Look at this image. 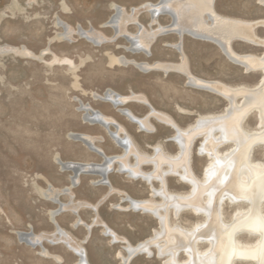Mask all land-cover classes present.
Masks as SVG:
<instances>
[{"label":"rangeland","instance_id":"obj_1","mask_svg":"<svg viewBox=\"0 0 264 264\" xmlns=\"http://www.w3.org/2000/svg\"><path fill=\"white\" fill-rule=\"evenodd\" d=\"M259 1L217 0L215 8L221 15L231 18L264 20V5ZM146 2L157 0H0V264H76L77 256L64 245L45 243L52 255L62 258L59 261L45 257L39 253V248L25 244L18 232L52 234L56 231L51 212L58 205L44 192L50 186L56 189L68 187L71 175L62 171L58 157L66 162H102V158L85 144L72 139V134L103 136L105 141L98 145L108 155L122 153L102 127L84 121L81 102L116 119L133 137L138 148L148 154H153V147L159 144L169 154L178 151L176 144L168 140L174 134L172 128L151 118L155 131L141 132L112 105L98 101L96 94L103 95L113 90L123 96L132 93L144 95L158 111L172 117L183 128L201 115L222 112L227 105L224 99L214 94L189 87L186 77L177 72H145L116 61L125 56L140 62L179 63L180 54L166 45L176 43V35L158 37L152 46V56L148 58L131 52L130 43L122 37L100 45L78 33L70 39L60 24L63 21L76 30L94 27L112 38L114 30L104 27V24L115 14L116 5L130 11ZM139 20L145 26L150 25L147 13L140 14ZM169 22L166 16L160 18L162 25ZM127 29L132 34L138 32L135 25ZM256 32L264 38L263 27ZM232 46L239 53L260 55L263 52L262 48L240 41H234ZM184 50L190 70L198 77L234 87H253L260 80V72L245 73L209 42L186 37ZM125 107L138 117L146 116L149 111L147 106L134 101ZM256 124V118L251 116L246 126L251 130L256 128ZM200 142L198 140L194 146L193 168L202 177L208 161L197 154ZM255 158L264 160V151L257 149ZM143 169L151 171L153 166L144 165ZM110 178L116 186L128 189L136 198H152L150 187L143 181L117 173ZM97 179L98 176H82V185L73 189L76 201L96 200L102 191L108 190L105 186H93ZM168 183L174 192L189 191V187L176 178L170 177ZM60 199L66 203L69 196L61 195ZM155 200L159 201L158 198ZM120 202L121 196L113 194L103 203V211L112 209L106 212L111 227L133 244L149 238L158 227L157 220L148 214L118 210L115 205ZM234 210L235 207L226 206L227 220L231 219ZM83 215V220L90 223L94 212L83 209ZM56 219L73 238L81 239L87 234L82 225L73 228L77 217L72 212L60 213ZM199 219L190 212H184L179 221L190 227ZM94 230L98 233L102 228ZM106 243L108 246L103 242L99 244L98 253L92 256L94 261L97 264H121L118 253L125 254L123 245L112 244L109 238ZM130 264L163 263L157 257L140 255Z\"/></svg>","mask_w":264,"mask_h":264},{"label":"bare ground","instance_id":"obj_2","mask_svg":"<svg viewBox=\"0 0 264 264\" xmlns=\"http://www.w3.org/2000/svg\"><path fill=\"white\" fill-rule=\"evenodd\" d=\"M216 1L157 0L133 7L130 11L116 5L115 14L104 24V27L114 30L112 38L94 27L88 30L79 27L76 30L60 21L70 39L73 34L78 33L88 41L100 45L122 37L130 43L131 52L144 54L148 58L152 56V46L158 37L176 35L178 41L166 45L180 54L179 63L140 62L125 56L117 58L116 61L126 66L133 65L145 72H177L186 77L189 87L214 94L224 99L227 105L222 112L201 115L194 123L183 128L172 117L158 111L144 95L132 93L130 96H123L113 90L103 95L96 94L98 101L112 105L141 132L155 131L151 118L172 128L174 134L168 140L176 144L178 151L169 154L159 144L153 147V154H148L138 148L133 137L116 119L90 104L81 102L80 110L84 108L81 111L85 119H89L86 122L102 127L114 144L122 149V153L107 155L98 145L105 141L103 136L72 134L73 138L81 137L89 142L96 151L85 145L100 156L102 162H66L57 158L62 171L70 172L71 175L68 187L56 189L50 186L44 192L58 205L51 212L56 231L52 234L18 232L20 239L26 240L23 241L25 244L34 249L39 248L41 255L54 257L59 261L62 258L52 255L45 243L62 244L77 256L76 264H90L84 244L88 240L91 227L102 225L106 235L111 237V242L123 243L125 254L121 251L118 253L121 264H130L140 255L157 257L163 264H264V160L255 158L257 149L264 151V38L256 32L259 27L264 28V20L246 21L221 15L216 11ZM259 2L264 5V0ZM142 13L150 16L149 26L140 22L139 16ZM162 16L170 19L169 24L160 23ZM130 25L137 27L136 34L128 31L127 27ZM186 37L217 46L229 61L241 67L245 73L260 72V80L253 87H234L194 75L184 50ZM234 41L262 48L263 52L260 55L251 52L239 53L232 46ZM132 101L147 106V115L138 117L125 107ZM251 116L256 118L257 124L256 128L249 130L246 123ZM198 140L201 142L197 154L208 161L202 177L193 168L194 146ZM149 164L153 169L145 171L143 166ZM64 167L68 169H63ZM91 171H96L97 174H91ZM112 173L145 182L150 187L152 198L135 199L126 191L114 187L110 180ZM83 174L98 176L93 182L94 185L108 187V193L98 205L75 199L73 189L81 184ZM170 177L187 185L189 191L170 190ZM112 194L121 196V202L115 205L118 210L148 214L157 220L158 227L149 238L133 245L107 226L99 214L93 224H87L79 217L82 207L98 212L99 205ZM61 195L69 196V201L62 202ZM226 206L235 207L230 220L225 217ZM68 211L77 217L74 227L82 225L87 228L88 235L83 241H77L57 222L56 217ZM184 212H190L200 219L186 227L179 221ZM244 238L252 240L247 241Z\"/></svg>","mask_w":264,"mask_h":264},{"label":"crops","instance_id":"obj_3","mask_svg":"<svg viewBox=\"0 0 264 264\" xmlns=\"http://www.w3.org/2000/svg\"><path fill=\"white\" fill-rule=\"evenodd\" d=\"M107 154V153H106ZM108 155V154H107ZM112 174H114V173H112ZM112 174H110V177H111V175ZM84 175H88V176H94V175H89V174H83L82 176H84ZM99 178V177H98ZM110 180H111V178H110ZM111 182H112V185L114 186V187H116V188H118V189H121V190H124V191H126L127 193H129L128 192V189H126V188H119V186H116V184H114V181H113V179L111 180ZM82 185V181H81V184L79 185V186H81ZM93 185V184H92ZM93 186H95V185H93ZM98 187H102L103 188V185H97L96 186V188H98ZM105 187H107V186H105ZM108 188V187H107ZM108 193V190L106 191H102L101 192V194L97 197V199L96 200H93V201H89L88 203H91V204H94V205H98L100 202H101V200H102V198L106 195ZM130 194V193H129ZM113 195V194H112ZM132 197H134L132 194H130ZM135 199H139V198H136V197H134ZM108 200V199H107ZM83 202H86V201H83ZM103 203L101 204V205H99V207H98V212H94L92 209H90V210H92L93 212H94V216L93 217H91L90 219V223H87V224H93V222H94V220H95V218L97 217V215L99 214V216H100V218L107 224V226H109L111 229H113L112 227H111V225H110V222H109V220H108V215H107V213L106 212H110L112 209H107V210H109V211H103ZM83 209H89V208H84V207H82L81 209H80V211H79V217L83 220ZM84 221V220H83ZM86 221H89V220H86ZM75 222V221H74ZM60 225V224H59ZM73 226V225H72ZM96 227H98V228H102V231H99L98 233H96L95 232V230H94V228H96ZM73 228H77V227H74L73 226ZM86 228V227H85ZM63 229H65V228H63ZM86 230H87V228H86ZM114 230V229H113ZM105 231V228L102 226V225H93L92 227H91V232H90V235H89V237H88V240H87V242L84 244V245H87L88 247L86 248L87 249V254H88V259H89V262H90V264H97L95 261H94V259L92 258V256L94 255V253H98V247H99V244H102V242L104 243V245H106V246H108L107 244L108 243H106L107 242V238H109L110 240H111V237L109 236V235H106V233L104 232ZM115 231V230H114ZM116 232V231H115ZM87 235H88V230H87V234L85 235V237L83 238V237H81V239H79V238H75V239H77V240H79V241H83L86 237H87ZM123 237V236H122ZM124 238H126V237H124ZM131 244H133L134 242H132L129 238H126ZM141 242V241H140ZM112 244H121V243H118V242H115V243H113V242H111ZM139 242H137L136 244H138ZM123 244V243H122ZM136 244H133V245H136ZM102 254H103V256H105L106 254H105V252L103 251L102 252Z\"/></svg>","mask_w":264,"mask_h":264},{"label":"water","instance_id":"obj_4","mask_svg":"<svg viewBox=\"0 0 264 264\" xmlns=\"http://www.w3.org/2000/svg\"><path fill=\"white\" fill-rule=\"evenodd\" d=\"M94 44H99V43H94ZM118 105H122V104H118ZM151 108V107H150ZM81 110H85L84 108H81ZM135 123H139L138 121H136V120H134V119H132ZM84 121H89V119H85V117H84ZM110 127V126H109ZM72 139H75V140H78V141H82L84 144H86L87 146H90V144H89V142H87V141H85L83 138H81V137H71ZM122 147H123V145L122 144H120ZM90 148H92L91 146H90ZM94 151H96L94 148H92ZM102 156H104V154L102 153L101 154ZM107 160H105V162H106ZM63 169H68L67 167H64ZM77 171V170H76ZM75 172V171H74ZM91 174H97V172L96 171H91L90 172ZM23 241H26V240H23Z\"/></svg>","mask_w":264,"mask_h":264}]
</instances>
